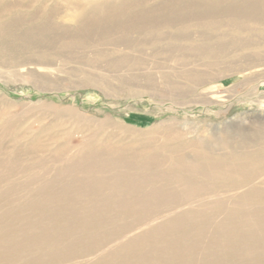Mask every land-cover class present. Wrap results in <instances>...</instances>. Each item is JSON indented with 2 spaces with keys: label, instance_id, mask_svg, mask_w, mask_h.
<instances>
[{
  "label": "rangeland",
  "instance_id": "obj_1",
  "mask_svg": "<svg viewBox=\"0 0 264 264\" xmlns=\"http://www.w3.org/2000/svg\"><path fill=\"white\" fill-rule=\"evenodd\" d=\"M87 1L0 0V264H264V0Z\"/></svg>",
  "mask_w": 264,
  "mask_h": 264
},
{
  "label": "bare ground",
  "instance_id": "obj_2",
  "mask_svg": "<svg viewBox=\"0 0 264 264\" xmlns=\"http://www.w3.org/2000/svg\"><path fill=\"white\" fill-rule=\"evenodd\" d=\"M39 1V0H38ZM49 1V0H48ZM90 2H88L87 1V3H91V0H89ZM92 1H94V0H92ZM69 2V1H68ZM26 3V2H25ZM94 3V2H93ZM30 4H32V3H30ZM84 4V3H83ZM25 5V4H24ZM24 5H22V6H24ZM21 6V7H22ZM29 6V5H28ZM32 6H33V4H32ZM86 5L85 6H82V5H76L74 2H69V3H67L66 4V6H65V8H62L63 10H64V20L65 21H67V22H73L75 19H77L78 18V16H80L83 12H85L86 11ZM33 8V7H32ZM41 8V7H40ZM39 8V9H40ZM29 9V8H28ZM30 9H31V6H30ZM21 10V9H20ZM33 10V9H32ZM60 9H58V8H53V9H51L50 11H49V13H48V17L49 18H56L57 17V15L59 14V11ZM41 12V11H40ZM39 12V13H40ZM33 16H34V14H33ZM32 16V17H33ZM43 16V15H42ZM35 17V16H34ZM19 22V21H18ZM3 28V27H2ZM1 28V29H2ZM0 29V30H1ZM4 29V28H3ZM5 31V30H4ZM1 32V31H0ZM8 32V31H7ZM2 66V65H1ZM210 99H214L213 97H211ZM10 136V135H9ZM20 137V136H19ZM10 139H11V137H10ZM37 140V139H36ZM18 142V141H17ZM35 144V143H34ZM131 144V143H130ZM11 145V144H10ZM15 145V144H14ZM62 146V145H61ZM16 147V146H15ZM54 150V149H53ZM12 151V150H11ZM90 152V151H89ZM41 153V152H40ZM8 154V153H7ZM38 155V154H37ZM46 156V155H45ZM40 157V156H39ZM157 157V156H156ZM51 160V159H50ZM78 161H80V160H78ZM34 162V161H33ZM38 162V161H37ZM23 163V162H22ZM51 163V162H50ZM175 164V163H174ZM61 165V164H60ZM2 166V165H1ZM1 169V168H0ZM2 171V170H1ZM34 173V172H33ZM23 175V174H22ZM45 177V176H44ZM117 179V178H116ZM40 185V184H39ZM62 186V185H61ZM90 187V186H89ZM64 189V188H63ZM68 193V192H67ZM73 194V193H72ZM65 195V194H64Z\"/></svg>",
  "mask_w": 264,
  "mask_h": 264
}]
</instances>
